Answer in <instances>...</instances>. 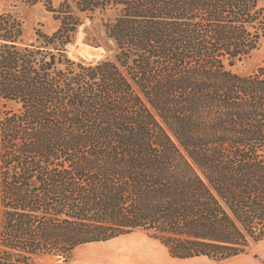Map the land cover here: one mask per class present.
Wrapping results in <instances>:
<instances>
[{
	"label": "trees",
	"instance_id": "trees-1",
	"mask_svg": "<svg viewBox=\"0 0 264 264\" xmlns=\"http://www.w3.org/2000/svg\"><path fill=\"white\" fill-rule=\"evenodd\" d=\"M262 1L47 0L59 26L32 42L0 11V264L136 230L177 258L264 239V63L233 70L264 42ZM98 14L115 57L72 58Z\"/></svg>",
	"mask_w": 264,
	"mask_h": 264
},
{
	"label": "rangeland",
	"instance_id": "rangeland-1",
	"mask_svg": "<svg viewBox=\"0 0 264 264\" xmlns=\"http://www.w3.org/2000/svg\"><path fill=\"white\" fill-rule=\"evenodd\" d=\"M47 0L34 6H27L20 2L12 0L6 1L0 5L1 10H12L24 21V40L26 42L35 41L37 31L41 29L47 33L54 32L59 21L54 18V14L47 10ZM62 0H53L58 6ZM45 2V3H44ZM264 5V0L262 1ZM99 42V43H97ZM69 55L76 60H85L86 62H96L106 58H114L116 49L112 41L104 37L102 30L101 15L98 14L93 19H86L76 34L74 41L68 47ZM264 63V42L261 47L252 52V54L242 61L238 62L233 70L248 74L253 72L259 65ZM11 107L5 99L0 97V119ZM2 216L0 206V219ZM85 249V250H84ZM169 249L161 240L153 237L149 232L136 231L131 234H124L113 238L107 242L88 244L78 247L76 251L66 261L60 256H44L39 258V264H132L141 263L144 259L153 260L158 258L161 264H164L170 258ZM264 241L257 245H252L248 253L236 258L235 260L216 263L209 259H195L189 264H253L261 261L264 257ZM172 256V264L183 263ZM264 264V263H262Z\"/></svg>",
	"mask_w": 264,
	"mask_h": 264
},
{
	"label": "crops",
	"instance_id": "crops-1",
	"mask_svg": "<svg viewBox=\"0 0 264 264\" xmlns=\"http://www.w3.org/2000/svg\"><path fill=\"white\" fill-rule=\"evenodd\" d=\"M136 231H143V230H136ZM136 231H134V232H136ZM134 232H131V233H134ZM131 233H128V234H131ZM113 240V239H112ZM107 241H109V240H107ZM107 241H98V242H91V243H86V244H81V245H79L78 247H81V246H84V245H88V244H94V243H101V242H107ZM262 241H264V239L263 240H261V241H259L258 243H254V244H252V245H257V244H259V243H261ZM78 247H76L75 249H74V251H76L77 250V248ZM252 248V246L249 248V249H251ZM85 250V249H84ZM73 251V252H74ZM249 251V250H248ZM248 252H246V253H243V254H240V255H237V256H233V257H230V258H227V259H223V260H216V259H213V258H210V257H208V256H195V257H190V258H175V257H173V258H175V259H177V260H179V261H183V263H180L179 262V264H189L192 260H194L195 261V259L197 260H199V259H209V260H213L214 262H216V263H220V262H223V261H230V260H235L236 258H239V257H241V256H243V255H245V254H247ZM263 257H264V255H263ZM187 261H189V263H187ZM262 263H264V258L261 260V261H256V262H254L253 264H262ZM132 264H138V263H132ZM139 264H161L160 263V261L158 260V258H156V259H153V260H148V259H144V261L143 262H141V263H139ZM164 264H172V255L170 254V258L164 263ZM252 264V263H251Z\"/></svg>",
	"mask_w": 264,
	"mask_h": 264
}]
</instances>
